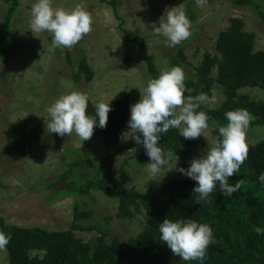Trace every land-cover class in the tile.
<instances>
[{
  "label": "trees",
  "instance_id": "obj_1",
  "mask_svg": "<svg viewBox=\"0 0 264 264\" xmlns=\"http://www.w3.org/2000/svg\"><path fill=\"white\" fill-rule=\"evenodd\" d=\"M102 1L116 10V0ZM229 1L235 7L252 8L264 22V7L258 0ZM4 2L6 11L0 26V58L8 60L14 51L11 46L12 19L20 3L19 0ZM185 5L187 15L193 22L196 11L191 2H185ZM117 18L122 25L123 20L119 16ZM244 26L242 18H230L229 25L218 33L216 52H204L196 67L195 79L185 81V97L204 93L208 98L215 83L222 87L226 99L219 107L208 108L201 104L197 109L209 115L208 122L216 123L213 129L216 138H221L219 127L228 123L225 113L237 108H245L255 117L251 125L264 127V97L252 98L239 93L245 86L264 90V49H254L255 33L246 30ZM123 31L128 44L137 42L150 79L156 78L164 69L155 64L145 39L132 38L125 29ZM77 59L73 79L91 81L94 71L86 55L80 54ZM124 61H131L128 51ZM188 64L184 45L179 44L170 53L166 69L174 66L184 68ZM214 70L216 75H213ZM109 100L112 111L108 114L107 126L100 128L97 123L92 135L102 138L105 155L97 164L88 156L73 159L59 176L66 181L63 192L76 196L69 228L47 230L37 226L22 227L8 224L0 217V231L10 233L12 237L6 248L8 264H201L200 261L180 259L160 240L159 225L165 218L173 221L192 219L212 228L216 243L210 244L202 264H264V235L255 232L256 227L264 228V183L258 179L260 173L264 172V137L256 143H248L250 150L247 160L238 173L229 177L230 184L234 185L238 180H243V184L231 196H224L217 185L210 196V203L197 204V194L193 192L197 182L189 177L170 179L152 194L137 193L132 186H128V166L144 164L150 158L142 144H136L129 137H122L130 116L132 97L127 90H120ZM94 105L89 99V115H94ZM43 132V127L36 123L13 126L11 143L1 149L0 154L17 151L23 156L29 155ZM158 144L165 151L175 150L183 161L181 167H190L197 144L195 139H185L179 134V129L172 128L161 135ZM127 150L134 152L124 158L119 166V175L115 176L116 158ZM92 190L103 191L118 200V218L131 219L135 214L145 211L147 216L142 230L127 240L111 236V216L96 220L94 209L89 207V202L95 201ZM76 231H96L98 235L84 241L76 235Z\"/></svg>",
  "mask_w": 264,
  "mask_h": 264
},
{
  "label": "rangeland",
  "instance_id": "obj_2",
  "mask_svg": "<svg viewBox=\"0 0 264 264\" xmlns=\"http://www.w3.org/2000/svg\"><path fill=\"white\" fill-rule=\"evenodd\" d=\"M258 1L264 7V0ZM35 2L36 0H19L20 4L11 24V46L14 51L10 59L0 58V150L11 143L13 126L36 123L44 130L29 155L23 156L17 151L0 154V217L6 223L17 226H37L47 230L68 229L76 196L63 192L66 181L59 176L73 159L88 156L97 164L106 153L100 136L82 141L75 132L63 137L48 133L45 126L51 119L48 107L61 95L71 91L85 93L93 103L107 101L120 90H127L131 94V105L141 99V92L146 88L150 76L147 65L139 54L137 42L128 44L123 29L132 38H144L157 67L166 69L174 47L166 46L165 38L157 35L152 25L159 26L160 19L166 21L167 9L181 3L187 15L185 2H191L196 11L192 22L194 34L180 43L184 45L189 60V64L182 68L186 80L195 79L196 67L204 52H216L218 33L229 25L232 17L242 18L245 29L255 33L254 49H264V22L252 8L235 7L229 0H208L205 7L198 6L196 0H116V10L102 0H52L53 7L69 11L79 4L93 17L92 31L77 45L71 49L53 50L50 33H33L30 30L31 7ZM5 11L6 4L4 0H0V26ZM117 16L123 20L122 25ZM131 26L134 31L129 30ZM127 51L131 56L129 63L124 61ZM80 54L86 55L94 71L91 81L73 79ZM213 75H216L215 70ZM239 93L252 98L264 97V90L254 86L242 87ZM225 99L222 87L215 83L210 97L202 104L208 108H216ZM129 119L130 116L128 121ZM208 124V139L203 135L195 139L197 144L192 159L200 157L217 139L213 134L216 123L210 121ZM128 131L130 129L127 122L122 131L123 138H128L127 134L123 135ZM262 137L264 127L250 124L247 142L256 143ZM133 152L127 150L116 158L115 176L119 175V166L124 158ZM148 163L150 159L135 167L128 166V186H132L137 193L152 194L170 179L187 177L175 169L165 175L161 172L153 177L147 170ZM182 165L183 161L179 159L177 168ZM92 195L95 201L89 202V207L94 209L95 219L111 216V236L127 240L142 230L147 216L145 211L135 214L131 219L118 218L116 198L100 190H92ZM76 235L88 241L98 233L76 231ZM0 264H8L7 250L0 251Z\"/></svg>",
  "mask_w": 264,
  "mask_h": 264
},
{
  "label": "clouds",
  "instance_id": "obj_3",
  "mask_svg": "<svg viewBox=\"0 0 264 264\" xmlns=\"http://www.w3.org/2000/svg\"><path fill=\"white\" fill-rule=\"evenodd\" d=\"M207 3L208 0H196L200 7ZM29 24L33 33L46 31L51 34L53 50L71 49L92 31L93 17L79 4L69 11L53 7L52 0H36L31 7ZM152 28L165 38L168 47H175L194 34L193 23L182 3L167 9L166 21L160 19L159 26L153 24ZM129 30L134 31L133 26ZM185 80V72L180 66L164 69L156 78L150 79L143 92L140 91L141 99L131 105L130 131L123 135L127 134L136 144L143 145L150 158L147 170L153 177L175 169L196 181L197 186L193 189L197 194L195 203L202 205L211 202L210 196L217 185L224 196H231L241 188L243 180L232 185L229 177L238 173L248 158L247 132L255 117L245 108L227 111L228 123L218 129L221 138H217L202 156L193 158L190 167L177 168L179 157L175 150L165 151L158 144L161 135L175 128L185 139H196L201 135L208 139L210 119L204 111H197L207 101V95L201 93L185 97ZM88 101L89 97L79 91L61 95L47 109L51 117L45 125L48 133L63 137L75 132L82 141H86L92 137L97 123L100 128H106L108 114L112 111L111 100L95 103L94 115L87 113ZM258 179L264 183V172ZM255 232L264 235V228L256 227ZM159 233L160 240L175 256L184 261H200L201 264L210 244L216 243L212 228L192 219L173 221L165 218L159 225ZM11 238L10 233L0 231V251L6 250Z\"/></svg>",
  "mask_w": 264,
  "mask_h": 264
}]
</instances>
